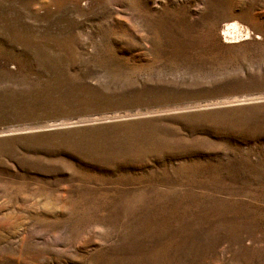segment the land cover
Listing matches in <instances>:
<instances>
[{
	"label": "rangeland",
	"instance_id": "374dc122",
	"mask_svg": "<svg viewBox=\"0 0 264 264\" xmlns=\"http://www.w3.org/2000/svg\"><path fill=\"white\" fill-rule=\"evenodd\" d=\"M0 264H264V0H0Z\"/></svg>",
	"mask_w": 264,
	"mask_h": 264
},
{
	"label": "bare ground",
	"instance_id": "6f19581e",
	"mask_svg": "<svg viewBox=\"0 0 264 264\" xmlns=\"http://www.w3.org/2000/svg\"><path fill=\"white\" fill-rule=\"evenodd\" d=\"M232 27H233V28H232V32H231V34L236 33L235 36H239V33H240L239 30H238L239 27L236 28V25H234V26H232ZM229 29H230V28H229ZM229 29H228V30H229ZM228 30H227V31H228Z\"/></svg>",
	"mask_w": 264,
	"mask_h": 264
}]
</instances>
